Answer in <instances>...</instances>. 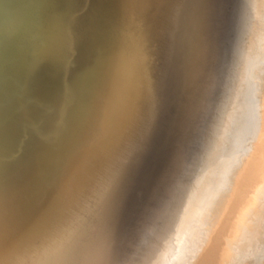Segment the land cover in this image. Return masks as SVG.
I'll return each instance as SVG.
<instances>
[{
	"label": "rangeland",
	"instance_id": "rangeland-1",
	"mask_svg": "<svg viewBox=\"0 0 264 264\" xmlns=\"http://www.w3.org/2000/svg\"><path fill=\"white\" fill-rule=\"evenodd\" d=\"M3 1L2 11L9 14L19 11L25 0ZM248 1H239L224 28L213 6L217 0H158L152 21L151 15L140 13L138 0H106L105 12L96 10L104 22L98 31H105L98 39L93 36L100 46L79 89L69 84V66H58L62 98L69 100L72 89L78 122L90 129L87 138L92 141L82 144L81 164L49 233L68 221L79 223L89 209H96L87 216L72 264H133L143 235L148 243V237L161 239L174 228L182 235L192 224L200 226L197 217L215 200L219 169L237 158L244 164L231 195L223 210L209 217L211 237L207 225L202 226L193 258L199 257V264H264V0ZM100 50L105 53L101 58ZM31 61L23 58V67L12 76L8 107L27 90L37 94L39 69ZM43 89L49 91L50 85ZM91 100L94 112L86 110ZM52 115L41 122L27 155L41 150L42 129ZM55 135L46 160L61 150V135ZM21 149L14 151L12 162L0 165V188L18 166ZM95 152L101 164L86 171ZM109 158L116 161L109 178L82 210L75 197L87 194L89 199L95 187L90 180L97 179L100 167L104 171ZM16 184L15 179L10 189ZM178 186L179 198L171 199ZM29 193H18L11 213L9 208L0 211L1 220L13 217ZM42 214L30 217L31 241L11 256L25 257L43 242L45 230L38 223Z\"/></svg>",
	"mask_w": 264,
	"mask_h": 264
},
{
	"label": "water",
	"instance_id": "water-1",
	"mask_svg": "<svg viewBox=\"0 0 264 264\" xmlns=\"http://www.w3.org/2000/svg\"><path fill=\"white\" fill-rule=\"evenodd\" d=\"M112 1L116 2L118 0ZM239 1L240 0H217V3L215 2L216 5L213 2L216 15L220 19L222 18L224 28H226L230 16L235 14L237 8H240ZM138 2L140 4V9L142 8L140 13L142 14L143 12L144 16L149 18L151 15L152 21L155 16L154 11L158 0H138ZM220 2L222 3V10L219 11ZM248 3L251 4V0H249ZM3 4L4 1L0 0V165L12 162L13 158L16 156V152L14 151L18 152L19 148L26 145L25 142H27L28 139L25 137L27 136L25 130L28 125L35 124L38 108L45 103L47 94H53V92L57 91L61 92V85L59 82L61 80L58 76L62 71L59 70L58 66L62 63L69 66L68 71L70 77L68 79L70 82L69 84L72 85V89H79L84 76L94 67V52L100 46L96 38L98 39L99 36L103 34V31H105L104 28L98 31L104 22L102 21V16H100V18L97 17L94 9L98 8L104 11L106 0H25L19 11L16 10L9 14L8 12L4 13L2 11ZM10 5L11 3L9 2V6ZM145 6L149 9H144ZM149 20L146 19V21ZM88 22H90L89 26ZM97 24H100L99 27ZM224 28H219V31ZM93 36L97 37L94 39ZM104 54V51L100 50L99 58ZM26 57L32 59V64L39 69V72L37 71L38 76L36 75L38 77L36 78L37 94H31L29 90H27L14 106L8 107L7 104L10 97L12 76L17 68L23 64V58ZM95 71L98 73L97 70ZM95 78H97L96 74ZM45 83L50 85L49 91L43 89ZM60 96L62 98V93ZM49 105V102H46L45 107L47 108ZM71 105L72 102L70 100L62 98V108L68 106V109L65 108L64 110L65 114L63 113L60 115V120L58 122L59 127L63 130H65L74 119L67 114L75 110V104ZM80 111H82L81 108ZM48 117V113L43 115L44 120H48ZM144 118L145 116L142 114V118L138 123L140 127L137 126L139 130L135 138L138 141L141 137V127L143 126ZM44 127L50 131L49 153L53 150L51 145L53 144L52 140L56 142V135L55 130L51 129V126L48 125ZM83 137H85V134ZM91 142L92 141L86 136L83 145L86 143L89 146ZM94 155H96V152L90 156L85 164L86 171H94L95 168L99 166V163L101 164L100 159ZM80 156H82V153ZM26 158L27 164L35 161L33 153L28 154ZM104 159L105 156L103 157V160ZM63 162L64 159L60 162L61 166ZM115 162V158H109L104 167V171H102L100 167V171L96 174L97 179L95 181L90 180L94 183L95 187L94 190H92L93 187L90 188L92 191H90L91 194L89 199L88 197L86 198L87 194L80 196V198L75 197V204L77 202L76 205L82 203V210L91 202L90 198L97 194L103 180L110 174L109 172ZM60 170L61 168L58 170L57 176ZM73 186L76 190V186L74 184ZM14 193L16 194V200H18L20 195L17 193L25 194V190L17 187V191ZM25 196V198L30 199L26 204L27 207L25 208L26 205L24 206L28 213V217L37 214L41 207H43H35L37 196H33L32 193ZM47 199L48 197L45 199L44 203H46ZM77 210L78 209H76L75 212ZM9 211L11 213L12 209L9 208ZM22 214L23 213L18 212L10 225L8 224L9 221H7V223L1 226H17L18 223L23 221L27 216L18 220V216H22ZM7 229V227H3L2 231L8 232ZM13 235L16 236V230L11 235V238L14 237Z\"/></svg>",
	"mask_w": 264,
	"mask_h": 264
},
{
	"label": "bare ground",
	"instance_id": "bare-ground-1",
	"mask_svg": "<svg viewBox=\"0 0 264 264\" xmlns=\"http://www.w3.org/2000/svg\"><path fill=\"white\" fill-rule=\"evenodd\" d=\"M97 9L98 8L94 9L95 13ZM97 17L100 18V16L98 15ZM115 85L116 83L114 81V78H112L110 88L114 89ZM60 95L61 92L58 91L53 92V94H47L45 103L43 104V106L41 105L39 106L37 112L38 115L35 119V124L28 125L27 127L28 131H27V136L25 137L28 140L27 142H25L26 145H23L21 147L22 149L19 152V164L15 169H12V172L10 173V178L6 183V185L0 188L1 212L7 210L8 208H10L11 205L14 204V202L12 201L16 197L15 196L16 194L14 192L17 191V187L24 189L25 191L28 192L31 191L33 196L34 195L37 196L35 207L43 206L37 212V214L43 213L38 222L39 225H41L40 227L44 228L45 230L43 241L46 239V237L49 236V233L54 228L58 210L71 184V178L81 164L80 155L82 153L83 141L90 131L88 127H86L85 125H80L81 123L78 122V118H77L78 111L76 110L78 106L75 102H74L75 110L71 113L66 112L68 116H72L74 119L72 120L70 125L67 126L65 130L59 127L58 122L60 120V115L63 113L65 114L64 110L65 108L68 107L65 106L64 108H62V99L61 100L59 99ZM70 96L71 97L69 98V100L75 99L73 97L74 93L72 92V90L70 91ZM17 102L18 100L15 101V103ZM46 102H49L50 104L47 108L45 107ZM92 102L93 101L91 100L90 104L87 106L88 108H86L88 112H94L96 109L95 107H93ZM52 111L54 112V115L50 116L51 121L50 124L48 125L51 126V129L55 130V134L61 135L60 152L57 155H55L52 159L46 160V157L52 154V151L48 153L50 131L44 127L42 129V134H43L42 136L44 139L42 138L43 141H41L39 144L41 146V150L38 151L37 149L36 152H34L35 154L33 155L35 156V161H33L30 164H26V166L23 168V171L21 172L23 167V159L29 151L32 140L35 134L37 133L41 122H43L44 120L43 115L46 113L49 114ZM48 125L45 124V126ZM84 134L85 137H83ZM54 142L55 141L52 140L53 144L51 143L52 144L51 146L53 148H54ZM43 149L44 152L42 153ZM62 159H64V162L61 166L60 162ZM60 168H61L60 173L57 176L56 174ZM15 179L17 184L14 188L10 189V186L13 185V181ZM47 197L48 199L46 203H44ZM27 200L29 201L30 199L28 198ZM26 204L15 209V212H13L14 216L9 218L10 221L8 220L9 221L8 224L10 225L13 222V219H15L18 212L23 213L22 216L21 215L18 216V220H20L22 217L27 215L26 218L23 219V221H21L20 223H18L17 226H1L2 224L7 223V220H5V218L1 220L2 217H0V258L5 259L6 261L5 264H23V261L27 258V256L21 257L19 254L15 255L16 253L13 256H11L15 250L25 249L28 246L29 242L31 241V236L29 232L30 227L28 220L31 219L30 217L33 218L36 214L28 217V213L25 209L27 207ZM3 227H7L8 232H3L2 231ZM15 230H16V236L13 235L14 237L11 238V235L14 233ZM174 230L176 232L178 228H174Z\"/></svg>",
	"mask_w": 264,
	"mask_h": 264
},
{
	"label": "clouds",
	"instance_id": "clouds-1",
	"mask_svg": "<svg viewBox=\"0 0 264 264\" xmlns=\"http://www.w3.org/2000/svg\"><path fill=\"white\" fill-rule=\"evenodd\" d=\"M243 164V159L237 158L219 169V186L216 189L215 200L203 209L201 216L197 217L200 226L192 224L182 235H177L173 229L161 239L148 237V243L143 242L145 239L143 235L142 249L133 264H199L200 258H193V252L195 247L201 244L202 226L207 225L211 237L212 223L209 217L223 210L231 195L235 177ZM180 191L178 186L171 199L179 198ZM94 212L96 209L91 208L79 223L68 221L51 233L41 244L33 247L23 264H72L76 245L89 223L87 216ZM261 214L264 215V208L261 209ZM203 243L211 246L209 239L203 240Z\"/></svg>",
	"mask_w": 264,
	"mask_h": 264
}]
</instances>
